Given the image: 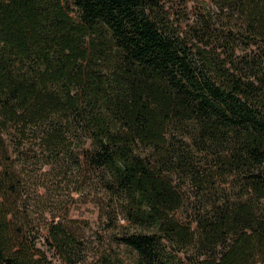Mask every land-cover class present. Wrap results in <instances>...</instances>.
Returning <instances> with one entry per match:
<instances>
[{
  "label": "trees",
  "instance_id": "16d2710c",
  "mask_svg": "<svg viewBox=\"0 0 264 264\" xmlns=\"http://www.w3.org/2000/svg\"><path fill=\"white\" fill-rule=\"evenodd\" d=\"M29 149L93 179L137 264H264V0H0V264H81L29 230Z\"/></svg>",
  "mask_w": 264,
  "mask_h": 264
},
{
  "label": "rangeland",
  "instance_id": "374dc122",
  "mask_svg": "<svg viewBox=\"0 0 264 264\" xmlns=\"http://www.w3.org/2000/svg\"><path fill=\"white\" fill-rule=\"evenodd\" d=\"M203 1L206 0H166L175 12L187 9L191 11ZM21 154L22 157L17 159L18 163L31 171L24 198L25 205L33 216L29 230L41 232L43 237L39 244L45 243L51 223L61 221L80 238L86 254V259L81 264H137V255L118 241V236L123 232L120 225H128V223L122 218L113 219L114 217L107 214V210L101 209L99 202L102 200V193L90 194V190L88 191V188L90 189L91 185L95 184L90 176L87 177L86 190L78 194L76 179L71 178L72 170H69L67 177L62 175L51 183L44 176L50 167L40 166L37 163L35 149L26 150ZM14 158H17V155H14ZM38 194L44 197L38 198ZM104 201L112 203L110 200ZM197 209L191 205L186 206L173 216L180 221L190 222ZM193 225L196 227V223ZM136 230V226H131L127 231ZM44 250H46L45 247ZM48 254L53 264H65L53 252H48ZM178 256L179 258L185 257L184 253H179Z\"/></svg>",
  "mask_w": 264,
  "mask_h": 264
}]
</instances>
